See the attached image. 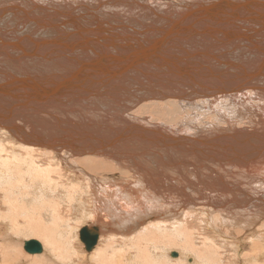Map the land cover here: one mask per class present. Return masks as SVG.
I'll return each mask as SVG.
<instances>
[{
    "label": "bare ground",
    "instance_id": "1",
    "mask_svg": "<svg viewBox=\"0 0 264 264\" xmlns=\"http://www.w3.org/2000/svg\"><path fill=\"white\" fill-rule=\"evenodd\" d=\"M0 226V264H264V0H0Z\"/></svg>",
    "mask_w": 264,
    "mask_h": 264
},
{
    "label": "water",
    "instance_id": "2",
    "mask_svg": "<svg viewBox=\"0 0 264 264\" xmlns=\"http://www.w3.org/2000/svg\"><path fill=\"white\" fill-rule=\"evenodd\" d=\"M82 238L85 239L86 248L89 251H91L97 244V237L95 236L91 239V235L89 233H87L86 231L83 232ZM37 247H39V248H37ZM25 250L28 253L33 254V253L40 252L41 248H40L39 244H37L36 242H30V243L26 244Z\"/></svg>",
    "mask_w": 264,
    "mask_h": 264
},
{
    "label": "rangeland",
    "instance_id": "3",
    "mask_svg": "<svg viewBox=\"0 0 264 264\" xmlns=\"http://www.w3.org/2000/svg\"><path fill=\"white\" fill-rule=\"evenodd\" d=\"M84 225H88V223H87V224H83L82 226H84ZM82 226H81V227H82ZM0 228H1V226H0ZM1 230L3 231V232L1 231V234L3 235V233H4V228H1ZM1 234H0V235H1ZM80 235H81V232H80ZM81 239H82V238H81ZM82 241H83V239H82ZM83 243L85 244L84 241H83ZM85 246H86V244H85ZM247 248H248V247H247ZM247 248H245V249H247ZM248 249H250V248H248ZM249 251H250V250H249ZM249 251L247 250V252H249ZM229 254H230V255H229ZM233 255H234V253H233V250H232V252L230 251V253H228V255H227V257L230 256L231 258L228 257L229 259H226L227 261H228V260H231V261H228V262L226 263V260H225V264H230L231 262H232V263L234 262L233 260H234L236 257H234V259L232 260V258H233L232 256H233ZM234 256H235V255H234Z\"/></svg>",
    "mask_w": 264,
    "mask_h": 264
}]
</instances>
